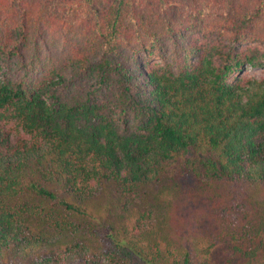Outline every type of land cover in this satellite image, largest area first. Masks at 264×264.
Here are the masks:
<instances>
[{"label": "trees", "instance_id": "16d2710c", "mask_svg": "<svg viewBox=\"0 0 264 264\" xmlns=\"http://www.w3.org/2000/svg\"><path fill=\"white\" fill-rule=\"evenodd\" d=\"M249 65L264 0H0V264H264Z\"/></svg>", "mask_w": 264, "mask_h": 264}, {"label": "rangeland", "instance_id": "374dc122", "mask_svg": "<svg viewBox=\"0 0 264 264\" xmlns=\"http://www.w3.org/2000/svg\"><path fill=\"white\" fill-rule=\"evenodd\" d=\"M244 74L247 75L248 78H264V65L263 66H252L249 65L244 70ZM16 133V131H14ZM232 243L230 242H223L218 244L212 249V258L216 264H224L225 259L230 250V246ZM66 259H62L64 262ZM236 264H242L241 261L237 262Z\"/></svg>", "mask_w": 264, "mask_h": 264}]
</instances>
